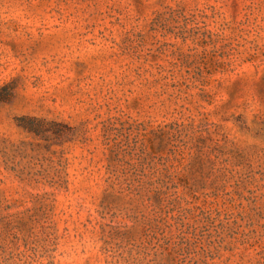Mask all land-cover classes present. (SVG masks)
<instances>
[{"label":"rangeland","instance_id":"374dc122","mask_svg":"<svg viewBox=\"0 0 264 264\" xmlns=\"http://www.w3.org/2000/svg\"><path fill=\"white\" fill-rule=\"evenodd\" d=\"M0 264H264V0H0Z\"/></svg>","mask_w":264,"mask_h":264}]
</instances>
